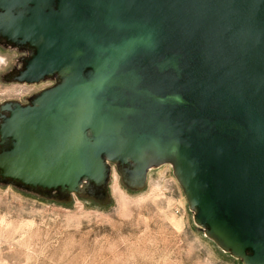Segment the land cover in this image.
<instances>
[{"label": "water", "instance_id": "95a60500", "mask_svg": "<svg viewBox=\"0 0 264 264\" xmlns=\"http://www.w3.org/2000/svg\"><path fill=\"white\" fill-rule=\"evenodd\" d=\"M0 36L57 84L0 105V179L63 196L171 164L195 223L264 264V0H0ZM7 113L8 116H3Z\"/></svg>", "mask_w": 264, "mask_h": 264}, {"label": "rangeland", "instance_id": "374dc122", "mask_svg": "<svg viewBox=\"0 0 264 264\" xmlns=\"http://www.w3.org/2000/svg\"><path fill=\"white\" fill-rule=\"evenodd\" d=\"M19 53L0 45V105L41 87L5 79ZM0 264H243L194 220L171 164L129 187L111 165L103 193L44 194L0 180Z\"/></svg>", "mask_w": 264, "mask_h": 264}, {"label": "flooded vegetation", "instance_id": "af4514ba", "mask_svg": "<svg viewBox=\"0 0 264 264\" xmlns=\"http://www.w3.org/2000/svg\"><path fill=\"white\" fill-rule=\"evenodd\" d=\"M10 42L11 41L8 38H6L4 36H0V45L7 46V47H10L12 49H15L19 53L18 61L16 62L15 65L9 67V70L7 71V74L5 75V79H7L8 81H13V82L19 83L15 79L19 75V73L25 69L27 60H29L31 58V56L33 55V53L35 52V50L30 45H25V46H22V47H17L15 45L10 44ZM21 84H27V85H32V86L38 85V86L41 87L38 91L32 93L25 100H11V101L19 102L23 106H28V105H31L32 104V100H34V98L38 94H40L42 91L47 90V89H50L53 86H55L57 84V79L56 78H52V77H46L44 80H42V81H40L38 83H32V84L21 83ZM2 115L3 116L4 115L5 116H8L7 113H2ZM0 117H1V115H0ZM41 192L44 193V194L51 193L49 191H41Z\"/></svg>", "mask_w": 264, "mask_h": 264}, {"label": "bare ground", "instance_id": "6f19581e", "mask_svg": "<svg viewBox=\"0 0 264 264\" xmlns=\"http://www.w3.org/2000/svg\"><path fill=\"white\" fill-rule=\"evenodd\" d=\"M157 168V167H156Z\"/></svg>", "mask_w": 264, "mask_h": 264}]
</instances>
